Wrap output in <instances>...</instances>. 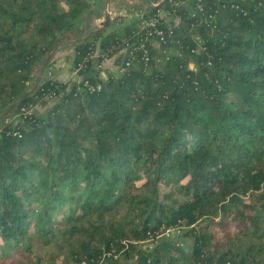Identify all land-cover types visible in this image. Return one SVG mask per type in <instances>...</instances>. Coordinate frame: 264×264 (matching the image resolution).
Segmentation results:
<instances>
[{
  "label": "trees",
  "instance_id": "16d2710c",
  "mask_svg": "<svg viewBox=\"0 0 264 264\" xmlns=\"http://www.w3.org/2000/svg\"><path fill=\"white\" fill-rule=\"evenodd\" d=\"M156 2L174 38L103 78L85 58L139 18L78 41L99 0H0V116L31 90L0 121V264H264V0ZM71 39L82 79L35 86Z\"/></svg>",
  "mask_w": 264,
  "mask_h": 264
},
{
  "label": "built area",
  "instance_id": "2783aa9c",
  "mask_svg": "<svg viewBox=\"0 0 264 264\" xmlns=\"http://www.w3.org/2000/svg\"><path fill=\"white\" fill-rule=\"evenodd\" d=\"M169 2L171 4V7H177V6L185 5L187 3V0H169ZM196 3H197L196 8L199 11L203 12L204 4L202 0H196ZM160 4L161 3H156L154 6L159 7ZM196 15L197 13H193V16ZM136 18H139L141 20V29L139 31H136L132 35L128 37H124L118 40L110 47H107L105 53H101L100 51L93 52L91 58L86 57L85 61H88L89 59H93L97 55V57L99 56L102 57L103 59L102 62H103L118 54L119 58L122 59L121 71L125 69V67L131 65L132 61L136 59L138 51H143L142 59L148 61L149 39L150 38L153 39V44H156L157 46L168 43V41L174 38V28L178 26V24L180 23V18L178 16H173L172 11L165 8H159L157 10V13L149 19L144 16V12L140 13V15H136ZM159 19H165L168 22L167 30L157 27V23ZM142 30H145V32L142 33ZM196 39L199 41V43L202 42L199 36H197ZM164 52H166V50H164ZM101 63L99 64L101 65ZM85 66L86 63H80L78 68L76 69V73L77 71L83 69ZM191 68H194L193 64H191ZM84 84L90 90H94V87L91 86L87 80L84 81ZM28 113H30V110H28L25 107L22 108L21 114L27 115ZM171 229L177 230L176 228H171ZM161 234H159V236ZM166 235L172 236L173 234L168 232Z\"/></svg>",
  "mask_w": 264,
  "mask_h": 264
},
{
  "label": "rangeland",
  "instance_id": "374dc122",
  "mask_svg": "<svg viewBox=\"0 0 264 264\" xmlns=\"http://www.w3.org/2000/svg\"><path fill=\"white\" fill-rule=\"evenodd\" d=\"M101 0H99V3H95L93 5V7L89 10V12L86 14L85 19H83L78 27V29L80 31H82L83 34L88 33L89 31H93L95 29H98L101 26V22L105 20V17H100L99 20H96L97 15L102 16L103 11L108 7L107 5V0L104 3L103 6H101L100 4ZM113 6H119L122 9L121 10H125L128 12L131 9V6L133 4V2L131 0H113ZM105 7V8H104ZM134 7V6H133ZM114 8V7H113ZM136 9V7H134ZM107 10V9H106ZM126 11H123V14L120 15H114L111 16V24L110 26L105 29L106 31L110 32L114 29H119L122 30L123 25L125 23H128L130 21H132L134 18H129L128 15H126ZM111 15V14H110ZM129 19V20H128ZM77 32H73L71 33L70 37H76ZM75 39H71L72 42H63L61 44H59L60 46L58 47V49L56 50V52L54 53V55L51 58L52 61V68L50 70H48L47 72L45 71V73L43 74L42 78H50L53 77L54 75L58 72L57 69L59 67V65L63 62H65L66 64H68L70 67H72V59L74 56V46H73V41ZM70 41V40H69ZM96 51H99V48L97 46ZM120 59L119 62H117ZM121 63H122V59L119 58L118 54L116 56H113L110 59H107L105 61H103L101 63V65L98 63L97 60V55L96 57H94V66L99 69V71H101L102 73H100L101 77L103 78H107L108 74L110 72L118 74L119 72H121ZM58 65V66H57ZM70 69V68H69ZM70 72V71H69ZM73 73L75 74L74 77H77V73L76 71H73ZM67 77V76H66ZM82 77L78 76L79 81L81 80ZM69 82H74V80L70 79ZM55 99H52L49 102V105H51L53 103ZM35 109L37 111L40 112H45L47 110V106H41V105H37L35 107ZM250 197L246 196L245 200H249ZM232 227L235 228V225L232 224ZM162 234L160 236H164L166 235L168 232H170L173 235L177 234V230L175 229H162ZM147 244H149V242H147ZM145 244V245H147Z\"/></svg>",
  "mask_w": 264,
  "mask_h": 264
},
{
  "label": "crops",
  "instance_id": "0c3cea01",
  "mask_svg": "<svg viewBox=\"0 0 264 264\" xmlns=\"http://www.w3.org/2000/svg\"><path fill=\"white\" fill-rule=\"evenodd\" d=\"M112 1L113 0H107L108 7L106 9L111 14L110 16L120 15V14H123V11H126V9L125 10H121L122 8L119 7V6L118 7L116 5L113 6V2ZM131 1L133 2L132 6H131V9L132 10H130L128 12L126 11V15H128L129 18H136V15H140V13L145 12L144 10L147 7L146 6V2H149L151 5L154 6L157 3L156 1H158V0H131ZM105 2H106V0H101V2H100L101 6H103ZM160 2H163V0H160ZM133 6L136 7V9ZM106 9L103 11L102 16H100V15L98 16L97 15L96 20H99L100 17H103L104 18L106 16ZM57 71L58 72L54 75V78L56 80H58V81H69L70 79H72L74 81H79V79H78V76L79 75L77 74V77H74V75H75L73 73L74 70L72 69V67H70L65 62H63V63H61L59 65ZM79 77H81V76H79Z\"/></svg>",
  "mask_w": 264,
  "mask_h": 264
},
{
  "label": "water",
  "instance_id": "95a60500",
  "mask_svg": "<svg viewBox=\"0 0 264 264\" xmlns=\"http://www.w3.org/2000/svg\"><path fill=\"white\" fill-rule=\"evenodd\" d=\"M165 0H163L164 2ZM111 24V16L110 13L108 12V10H106V16H105V20L101 22V26L98 29H95L93 31H91L88 35H86L83 38H80L78 41L80 40H84L88 37H90L92 34H94L97 31L100 30H105L107 29ZM72 42V41H70ZM60 45H57L56 48L48 55L45 63L43 64L40 73L38 74L36 81H35V86H37L39 84V82L41 81L43 74L46 71V68L48 66V64L51 61L52 56L54 55V53L56 52V50L58 49ZM31 93V90L27 91L18 101H15L12 105H10V107H8V109L0 116V121H2L3 119H5L13 110H15L16 108H18L27 98V96Z\"/></svg>",
  "mask_w": 264,
  "mask_h": 264
}]
</instances>
